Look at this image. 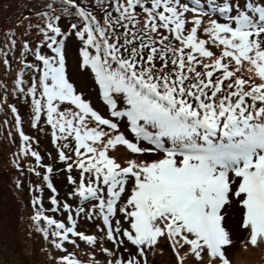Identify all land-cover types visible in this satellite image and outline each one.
I'll list each match as a JSON object with an SVG mask.
<instances>
[{
  "label": "snow or ice",
  "instance_id": "snow-or-ice-1",
  "mask_svg": "<svg viewBox=\"0 0 264 264\" xmlns=\"http://www.w3.org/2000/svg\"><path fill=\"white\" fill-rule=\"evenodd\" d=\"M34 4L0 39V106L18 134L16 187L27 171L32 228L63 253L55 264H153L162 243L175 264H230L232 202L245 247L264 242V0Z\"/></svg>",
  "mask_w": 264,
  "mask_h": 264
},
{
  "label": "trees",
  "instance_id": "trees-1",
  "mask_svg": "<svg viewBox=\"0 0 264 264\" xmlns=\"http://www.w3.org/2000/svg\"><path fill=\"white\" fill-rule=\"evenodd\" d=\"M34 6V0H0V39L3 37L4 30L16 27L24 16H29L30 9ZM2 95L3 93H0V96ZM5 111L6 108L0 106V264H55L56 257L63 253L53 248L32 228L30 216L33 209L30 206L32 194L29 191V173L25 171L20 177L22 181L20 188H17L15 184L20 173L13 165V156L18 150L19 140L13 126V118L10 114L6 117L3 114ZM21 115H24L23 107H21ZM5 120L8 121L7 124ZM24 130L26 133L38 136L42 155H45V149L55 154L50 143V136L38 135L36 130L31 129L27 123L24 124ZM119 147L117 146V149ZM117 149H110V154L114 155ZM31 179L35 181L36 177L32 176ZM64 182L62 175L54 178V184L62 194L66 191ZM49 195V190L45 189V207H48ZM57 218H60L59 214ZM65 246L72 250V245ZM161 247L163 249V243ZM75 251L81 260L89 259L87 253L91 250L85 244L80 243ZM96 258L101 261L106 259L99 253Z\"/></svg>",
  "mask_w": 264,
  "mask_h": 264
},
{
  "label": "rangeland",
  "instance_id": "rangeland-1",
  "mask_svg": "<svg viewBox=\"0 0 264 264\" xmlns=\"http://www.w3.org/2000/svg\"><path fill=\"white\" fill-rule=\"evenodd\" d=\"M240 3L243 5L244 1H241ZM70 72L74 79H76L78 86L86 91L87 95L92 98L93 104L103 112L104 106L102 101L98 99L97 90L94 87L91 78L87 75L78 73L74 64H70ZM121 130L126 131L123 124L121 125ZM126 134L129 135V137L131 136L130 133ZM116 154L122 156L129 155V153L122 147H119L114 152V155ZM222 212L225 217L223 224L230 231L233 241L232 244L225 249L230 264H264V242L258 243L255 247L250 244L245 247L247 237L246 233L240 229V210L236 203L232 202L226 205L222 209ZM81 223L82 228L85 231L93 232L95 230V226L92 223L87 224L84 221H81ZM163 249L165 251L163 250L162 254H157L155 256L153 264H175V258L166 244H164ZM184 264H195L194 258L189 257L185 260ZM216 264H218V262H216Z\"/></svg>",
  "mask_w": 264,
  "mask_h": 264
}]
</instances>
